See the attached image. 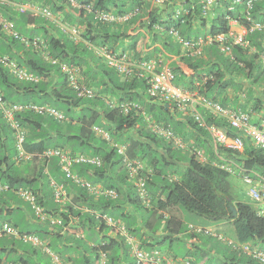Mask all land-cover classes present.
<instances>
[{"label":"trees","instance_id":"16d2710c","mask_svg":"<svg viewBox=\"0 0 264 264\" xmlns=\"http://www.w3.org/2000/svg\"><path fill=\"white\" fill-rule=\"evenodd\" d=\"M76 1L79 3L78 7L75 6L76 9L68 6L72 3L71 0H67L68 3L66 0H43V3L54 11L64 9V4L67 3L69 9L73 10L80 20V26L83 27L81 31L83 39L90 44L103 46L118 40L122 34L107 33L104 31V27H108L109 24L113 26L119 22H98L94 13L87 11L83 6L89 4L93 9L114 11L115 14L119 15L133 12L135 7L138 8L139 3L138 0H135L128 6L125 4V0ZM195 2L197 3V0ZM239 3L244 6L243 2ZM241 4L235 7L229 5L221 8V10L217 9V11H215L217 8L215 7L213 15L207 18L200 15L198 6L192 9L196 16L202 17L203 25L205 22L209 24L208 31L201 35L226 31L228 29L227 16L247 23L246 17H241L242 13L238 11ZM6 6L0 3V8H7ZM262 8H264V0L256 2L249 9L250 22L255 18L264 20V15L256 16L257 11ZM243 13L245 12L243 11ZM139 16L140 14L137 17ZM27 17V23L30 25L39 21L29 13ZM184 19V16L175 19L169 18L165 28H176L182 36L187 38L199 36L196 31L188 30L190 28L180 30V22ZM255 35L258 36L257 33ZM31 37L29 36L27 39L32 40ZM13 38L7 40L10 44L16 45L15 39L18 40V38ZM46 42L48 54L61 63L77 67L80 83L92 89L94 94L92 97L77 96L68 84L64 70L63 73H59L58 67L54 65L56 62L49 63L37 54L38 52L27 49L26 46L29 45L21 42L19 50L17 48L13 53L9 52V60L14 61L19 67H25L30 73L36 74L41 79L47 78L51 72L52 74L59 73L57 74L59 81L52 89H49L47 83L42 81L35 83L20 81L17 78L14 79V76L12 77L7 69L0 64V91L3 99L9 103L51 105L61 110L66 117V120L57 121L52 117L32 111L16 113L14 120L25 130L24 147L41 143L44 148H60L73 154L82 153L99 157L101 160L99 165L74 163L72 171L84 180L99 183L106 188H114L118 192V201L129 204L133 209L132 214L121 212L122 216L129 220L135 214L139 215L143 220V226L152 234L160 229L171 237L172 234L184 229L181 220L166 219L163 215V212L171 208H179L178 210L182 212L184 209L215 221L227 220L231 223L235 234V239L229 238L232 242L251 243L253 247L262 249L258 247L257 242H264V217L258 215L248 196L245 200H238L232 195L231 183L228 179L231 172L226 167L234 169L235 164L238 167L237 170L244 169L249 171L252 176L253 174L264 175L263 150L245 140L241 151L222 147L215 151L211 146L205 126L197 123L188 112L184 113L189 116L181 115L180 112L182 111L179 112L175 106L150 98L146 93L145 79L142 77L120 75L103 61L101 64L98 63V69L104 75L96 76L90 74L89 71L85 73L81 69L84 64L83 61L75 57V50L72 51L66 47L61 38L54 36L48 39L46 36ZM211 47L217 46L211 45ZM70 50L72 51L71 54ZM219 52L224 58L221 59L212 52L211 57H215V61L209 60V58L205 59L203 56L199 58L180 56L168 66V69L173 73V83L187 90L194 89L198 83L197 87L200 93L207 99L223 105L219 99L231 81L229 75L239 73L247 76L248 65L253 64L256 59H258L259 67L261 66L262 72H264V65L260 59L264 50L256 53L251 60H249L250 58L247 59V50L244 46L232 45L230 54H225L220 50ZM183 65H186L187 69L182 68ZM81 75L87 77L88 81L84 79L82 81ZM7 95L10 98H7ZM102 99H104L103 103L100 101ZM106 100H113V102L105 103ZM124 102H133L139 107L123 113L119 105ZM96 107L99 109L97 110ZM198 107L197 111L207 126L215 125L229 136L239 135L240 132L231 128L224 118L214 116L207 110L204 112L205 108L200 107L198 109ZM76 108L79 109L75 110ZM181 116L185 119H182ZM154 124L169 127L186 143L185 148L174 147L170 141L159 134H155L151 130V125ZM93 126L108 132L109 137L104 140L97 136L92 129ZM194 132H198L199 136ZM207 138L210 147L207 146ZM109 141H112V144L124 145L126 147L125 153L129 158L142 162L144 166L143 177L150 195L148 205L143 204L138 198L133 181L127 177L122 156L117 153L113 145H110ZM8 144L11 146L10 149H8ZM191 148H198L203 152V155L204 153L208 155L200 161L190 153ZM180 151H182V155H177V152L180 153ZM183 153H187L185 158ZM7 156L11 159L3 168L0 166V183L7 184L11 191L18 187L31 190L35 194L36 200L43 207L38 198V191L41 180L44 178L43 172L46 166L45 164L40 165L39 160L33 157L29 161L30 168L26 169H31L32 172L18 169L17 162H21V160H19L15 148V134L0 110V164ZM57 164L58 169L62 171L59 161ZM70 181L73 182L71 179ZM79 193L83 200H88L89 196H86V192L81 190ZM100 199L104 208L113 204L112 201ZM231 207L235 209V214H233ZM48 212L50 211L48 210ZM54 213L59 214L62 218L64 216L63 212L61 214L60 212ZM111 215L113 216V214ZM128 223L130 224L128 226L130 231H137L134 220ZM197 234L195 237L204 235L202 233ZM212 237L214 236H204L203 240L210 242ZM217 240L219 241V239ZM156 242L159 243V241ZM219 242L223 245L217 242L221 245L217 246L214 242L212 243L213 247L232 248L231 252L234 258H228V261L233 262L232 264H263L252 257L232 251H236L237 248L228 242ZM111 247V245L104 244L99 245L96 249L107 251ZM186 255L194 264H206L207 254L201 249L188 250Z\"/></svg>","mask_w":264,"mask_h":264},{"label":"crops","instance_id":"0c3cea01","mask_svg":"<svg viewBox=\"0 0 264 264\" xmlns=\"http://www.w3.org/2000/svg\"><path fill=\"white\" fill-rule=\"evenodd\" d=\"M133 1L135 0H125V4L130 6ZM195 1L196 0H165L156 3L154 0H138V8H134L135 11L133 10L134 13L129 18L121 20V22L119 21V24H114L113 26L109 24L108 27H104V31L107 33H122L118 40H115L113 43H107V47L116 51L122 50L131 52L133 58L137 60H146L157 57L161 61L162 66L171 65L180 56L187 57L183 54L179 42L165 30V27L167 26L166 21L169 18L175 19L184 16L185 19L180 22V30L190 28L188 30L192 32L196 31L197 35L207 32L209 24L205 22V25H203L201 21L202 17L196 16L192 11L196 6L199 7L198 3ZM67 3L64 4V9L59 11L51 10L45 3H43V0H10V3L6 6L7 8H0V25H2L0 27V64L7 69L9 73L12 72L10 67L5 63L3 64L1 58L8 57L10 51L13 53L17 48L19 50V44L21 41L17 42L16 45H12L9 40H7L8 38L5 36V33H12V35L14 32L19 33L18 31H15L17 29L13 28L14 25L18 27L17 24H19L18 28L29 30L28 35L32 36L31 38L38 37L40 39L38 46L29 45L26 46L27 49L33 52H38L37 54L49 63L56 62L54 65L58 67L59 73H63V64L66 63H61L48 54L46 36L48 39L57 36L62 39L66 44V47H69L72 51L75 50V57L81 59L84 63L81 68L83 72L86 73V71H89L90 74L96 76L104 75L98 69V63H103L96 53V47L100 44H90L83 39L81 35L83 27L80 26V20H78L76 13L68 7L72 6L71 8L76 9L75 6H79L78 1L73 0L68 6ZM238 4L241 3H233V0H219L215 6L217 8H214L215 11H217V9L221 10V8L229 5L235 7ZM243 7L244 6L241 4L239 8L240 10L238 11L239 13H242L241 17H246L245 13H243V11L245 12V10H243L245 8ZM41 8H48L51 12L50 17L42 16L39 13V9ZM28 13L34 18L39 19V21H36L35 24H28ZM112 13H114V11ZM139 14L141 17H137ZM263 15L264 8L257 11V17ZM4 21L9 22L11 25L9 27H4ZM250 23L263 24L264 20L255 18ZM247 24L248 22L244 23L243 20H239L238 23H231L230 28L235 35L241 34L244 32V26ZM73 27H76L79 31L77 38H73L71 35L70 30ZM255 33L258 34L257 37ZM29 36L26 35L24 37L27 38ZM245 39L246 43L244 47L247 50V59L250 58L249 60H251L256 53L264 50V34L260 30L256 29L253 32H248L245 35ZM209 47L211 46H206L204 48L203 58L205 57V59L209 58V60L215 61V57H211V54H213L212 50L208 51ZM72 51L70 50V54ZM249 65L247 67V76L239 73L229 75L231 76V81L221 93L219 100L224 106L230 108L236 113H247L251 124L262 125L264 124V72H262L263 69L261 66L259 67L260 64L258 59H256V61L250 66ZM182 68L187 69L186 65H183ZM20 69L26 72L27 77H18L12 72L13 76L17 77L20 81L32 83L42 81L47 83L49 89H52L54 85L58 84L59 79L57 74L59 73L52 74L51 72L47 78L41 79L37 77L36 74L30 73L23 66H20ZM29 75L32 76L31 79L28 77ZM83 79L88 81L87 77L81 75V80L84 81ZM100 101L103 103L104 99ZM110 101L113 102V100H106L105 103ZM96 108L97 110L99 109V107ZM199 108L200 106L198 109ZM78 109L79 108H76L75 110ZM205 111L206 109H204V112ZM180 114L189 116L184 112H180ZM182 119L185 118L182 117ZM92 129L97 136L104 140L107 139L104 137L103 133L106 131L102 128L93 126ZM194 133L199 136L198 132ZM208 135L209 133L207 132V136ZM62 137H65V135H62ZM207 140V146L209 145L210 147L209 139L207 138ZM109 142L110 145H116L112 144V141ZM47 149L49 148H44L41 143L36 145H26L25 151L28 154V159L21 160V162L18 161L17 167L21 171L32 172L33 170L26 169L30 168L29 161H31L33 157H36L39 160L38 163L40 165L43 166L45 164L46 167L43 172L44 178L41 180L42 182L39 186L38 198L40 202H42L45 210H49L51 213H64L63 222L65 228L58 224H51L49 220H39L35 216L30 204L11 191L0 192V214L4 213L9 217V219H5L0 223V228L4 221H8L20 232H32L36 234L41 240L47 242L51 250L59 254L61 259L67 264H99V250L96 248H98L99 245L104 244L112 246L107 249L109 264H135L134 249L137 247L148 253L153 250H158V256H156L154 262L150 264H183L184 260L188 258L186 255L187 251H193L194 249H201L207 254V259L205 258L206 264L233 263L228 261L229 257L234 258V255L231 252L232 248L220 249V247H213L212 241L206 242L203 240L204 236L210 235H200L195 237V235L198 234L189 228V224L185 226V223L182 221L183 212L179 210L180 215H175L173 213L179 208H171L163 212V215L166 219L175 218L181 220L184 229L180 230L178 233L172 234L171 237L168 233H164L160 229L152 234L143 226V220L139 215L135 214L129 220L122 216V213L132 214L133 209L129 204H123L118 201V197L107 199L103 194L106 187L99 183L91 182L93 184V189L86 190L74 182H71L70 179L58 169V158L56 156L46 157L44 155V152ZM207 155V153H204V158H206ZM10 159L11 158L7 156L0 166L3 168ZM235 167L234 164V169L232 168L231 175L240 174V171L235 169ZM54 183L63 186L66 193L64 203H57L53 200L52 184ZM81 190L86 192L87 197L89 196L88 200H83V197H81L79 193ZM100 198H103L102 200L104 201H112L113 204L108 208H104ZM98 214H107L111 216L116 223L112 224L100 221L97 218ZM111 214H113V216ZM131 220H134V225L137 227V231L135 232L128 229V226L130 225L128 222ZM218 221L220 224L219 229H217V226L205 228H208L213 232L217 231L221 233L224 227L232 228L229 221ZM19 223L31 226V230H21L18 225ZM86 231H88L89 234L97 233L99 241H87V243H84V239H87ZM223 234L227 238L235 239V234ZM3 238L6 239V241L0 244V264H44V262L41 263L38 258V255L40 254L47 257L48 264H52L49 253L45 252L42 248H34L13 235H0V240ZM156 241H159V243ZM176 243H180L182 250L178 251L175 247ZM220 243L221 242H219V244ZM232 251L242 253L238 250ZM10 253L18 255L17 262L9 260ZM244 255L249 256L247 254Z\"/></svg>","mask_w":264,"mask_h":264},{"label":"built area","instance_id":"2783aa9c","mask_svg":"<svg viewBox=\"0 0 264 264\" xmlns=\"http://www.w3.org/2000/svg\"><path fill=\"white\" fill-rule=\"evenodd\" d=\"M73 1V0H71ZM156 3L163 2L165 0H154ZM258 1L261 0H233V3L243 2L245 6V15L248 24L244 26V32L241 34H234L230 28L231 23H238L239 21L227 16L228 29L224 32H218L215 34L199 35L196 37H184L180 34V31L176 28L165 29L170 33L176 41L179 42L183 54L190 58H199L204 55V48L206 46L216 45L219 50L225 54H230L231 46H244L246 43L245 35L248 32H253L258 29L264 34V23L253 24L250 23L249 9ZM217 0H197L199 4L200 15L204 18L213 15V10ZM1 4L8 5L10 0H0ZM87 11L93 12L94 17L98 22L111 23L119 22L121 20L129 18L134 12L127 14H114L109 10L93 9L91 5L83 6ZM40 14L45 17H50L51 12L48 8H41ZM37 12V11H36ZM11 24L7 21L3 22L4 27H9ZM73 38H77L79 31L76 27L71 30ZM14 37L19 38L21 42L26 45L38 46L40 43L39 38L35 37L29 40L23 36H20L17 32L13 33ZM97 55L102 58L108 65L114 68L120 75L125 77H131L136 75L145 79L146 93L150 98L159 102L172 103L178 111L188 112L191 117L201 125L205 126L209 133L210 143L212 148L217 151L220 148H227L231 150L241 151L244 147V141H250L255 147L264 151V124L254 125L249 122V115L247 113H236L230 108L221 105L217 101L207 99L202 93L198 91V83L192 90H187L180 86H176L173 83V73L166 66L161 65L159 58H150L146 60H137L133 58V54L127 51H114L108 49L105 46L96 47ZM261 62L264 65V54L260 56ZM1 60L10 67L11 71L18 77H27L20 67L14 62L9 60L8 57H2ZM63 70L67 75V81L70 87L76 92L77 96L92 97L93 91L81 84L79 81L78 68L72 65L63 64ZM30 79L32 76H28ZM203 107L214 116L222 117L226 120L231 128L237 129L240 133L236 136H229L227 133L217 128L215 125L207 126L204 123V119L197 111V107ZM136 104L127 102L120 104L122 112L126 113L132 108H136ZM0 110L3 117L7 120L10 127L15 134V148L19 160L28 159V154L25 151L24 140L25 130L14 120V115L23 111H32L38 114H43L52 117L57 121L64 120V114L49 105L42 104H18L6 102L0 91ZM152 130L170 141L175 146L185 147L183 141L176 136V134L169 128L162 125H151ZM104 137L108 138V133L103 132ZM116 151L122 156L124 166L126 168V174L129 180L133 181L136 187L138 198L143 204L148 205L150 203V195L146 189V182L143 177L144 166L141 161L137 159L129 158L126 153V147L124 145H116ZM190 153L196 158L202 157V152L198 148H191ZM46 157L56 156L59 161V165L63 173L69 177L75 184L86 190H92L93 184L87 180H84L76 173L72 171V165L74 163H87L97 166L101 163V160L97 156H91L82 153H71L60 148L47 149L44 152ZM222 167H224L222 165ZM228 171L230 167H226ZM242 180L247 185V195L253 202L258 215L264 217V175H257V179L251 176V173L242 169ZM171 178V177H170ZM10 190L7 184L0 183V191ZM14 193L25 199L31 206L35 216L39 220H49L51 224H58L65 228L63 218L56 213H51L45 210L39 202L36 200L35 194L24 187H18L13 190ZM103 194L107 199H114L118 197V192L114 188H105ZM53 199L57 203H64L66 193L61 184H52ZM97 218L115 224L114 219L107 214H98ZM189 228L194 232L202 233L204 235H212L218 238L220 241L228 242L233 245L237 250L243 253L249 254L264 264V251L251 248L248 243L232 242L229 238L223 236L221 233L213 232L212 230L193 226L189 224ZM8 234L18 237L25 243H28L34 248H42L45 252L49 253L52 264H67L61 259L59 254L51 250L50 246L44 240H41L39 236L32 232H20L14 225L8 221H4L0 228V235ZM99 264H108L107 251L99 250ZM158 256V250H153L148 253L141 248L134 249V262L135 264H150L154 262L155 257ZM183 264H194L189 258H186Z\"/></svg>","mask_w":264,"mask_h":264},{"label":"rangeland","instance_id":"374dc122","mask_svg":"<svg viewBox=\"0 0 264 264\" xmlns=\"http://www.w3.org/2000/svg\"><path fill=\"white\" fill-rule=\"evenodd\" d=\"M18 27H19V24H17ZM16 25H14V29H17L15 31H18L19 32V35H23L24 36H29V30H25V28H18ZM38 31V30H36ZM6 32V31H5ZM20 35V36H21ZM5 36L8 38V39H12L14 37V35H12V33H5ZM14 39V38H13ZM17 42L21 41L19 38L18 40L15 39ZM219 56L221 59H223L224 57H222V54L219 52V49L217 47H209L208 51H211ZM211 53V52H210ZM12 77H13V74L12 72L9 73ZM14 79H16L17 77H13ZM11 95V94H10ZM7 98H10L9 95H7ZM56 106V104H55ZM11 146L8 144V149H10ZM13 152V151H12ZM182 151L177 152V155H182L181 154ZM184 155V158H185V155H187V153H183ZM229 181L231 183V193L232 195L238 199V200H245L246 199V192H247V185L244 183V181L242 180V176H241V173L238 175V174H232L229 176ZM11 191V190H10ZM12 193L13 190L11 191ZM16 194V193H15ZM19 196V195H18ZM20 197V196H19ZM22 198V197H20ZM23 199V198H22ZM25 200V199H24ZM26 201V200H25ZM175 215H180V211L177 209L175 212H173ZM5 219H9L8 215L6 216L4 213L0 214V223L5 220ZM182 221L185 223V226L188 225V224H191L193 226H199V227H210V226H217V229L220 228V224H219V221L218 220H212V219H208V218H205V217H201L195 213H192V212H188V211H185L183 209V214H182ZM19 228L23 231L25 230H31V226H26L27 224H22V223H19ZM219 225V226H218ZM87 234V239H84V243H87V241H92V242H98L99 241V237H98V234L96 233H88V231L85 232ZM222 233H230V235H233L234 234V231L231 227H224V229L222 230ZM95 237V238H94ZM4 241H6V239H1L0 240V244L3 243ZM211 241L214 243L215 242V245L217 246H221L219 245V241L216 239V238H212ZM218 242V243H217ZM257 245L258 247L264 249V242H257ZM175 247L178 249V251L182 250V246L180 245V243H176L175 244ZM1 256V254H0ZM38 258L40 259L41 263L44 262V264H48L47 262V257L45 255H38ZM9 260H14L15 262L18 261V255H15L14 253H10L9 255Z\"/></svg>","mask_w":264,"mask_h":264},{"label":"clouds","instance_id":"9594fccd","mask_svg":"<svg viewBox=\"0 0 264 264\" xmlns=\"http://www.w3.org/2000/svg\"><path fill=\"white\" fill-rule=\"evenodd\" d=\"M167 29V28H166ZM26 38V37H25ZM33 38H35V37H33ZM38 38V37H37ZM40 40V39H39ZM98 46H103V45H98ZM105 47H107V46H105ZM108 49H110L109 47H107ZM113 50V49H112ZM114 51H116V50H114ZM120 51H122V50H120ZM116 52H118V51H116ZM155 58V57H154ZM101 60L104 62V63H106L102 58H101ZM107 64V63H106ZM108 65V64H107ZM109 67H111L110 65H108ZM166 67H168V66H166ZM112 68V67H111ZM113 70H114V68H112ZM115 71V70H114ZM117 72V71H116ZM124 103H127V102H124ZM133 103V102H132ZM162 103V102H161ZM167 104L169 103V102H166ZM121 104H123V103H121ZM135 104V103H134ZM169 104H171L172 106H174L172 103H169ZM49 106H51V105H49ZM120 106V105H119ZM137 107L136 108H132V109H137L139 106L138 105H136ZM53 107V106H52ZM54 108H56V107H54ZM56 109H58V108H56ZM59 110V109H58ZM61 111V110H60ZM122 111V110H121ZM130 111V110H129ZM128 111V112H129ZM62 112V111H61ZM180 112V111H179ZM63 113V112H62ZM124 113V112H123ZM127 113V112H126ZM190 115V114H189ZM191 116V115H190ZM50 117V116H49ZM65 117V116H64ZM64 120H65V118H64ZM199 124H201V123H199ZM151 130H152V127H151ZM153 131V130H152ZM154 132V131H153ZM155 134H157V133H155ZM177 136V135H176ZM179 137V136H178ZM180 138V137H179ZM181 139V138H180ZM182 140V139H181ZM183 141V140H182ZM183 143H184V145L186 146V144H185V142L183 141ZM116 145H118V144H116ZM115 145V146H116ZM120 145V144H119ZM173 145V144H172ZM114 146V147H115ZM174 147H175V145H173ZM179 148H181V147H179ZM183 148H185V147H182V149ZM49 149H51V148H49ZM202 152V151H201ZM198 160H200V161H202V160H204V155H203V152H202V157L201 158H197ZM235 169H238V167L236 166L235 167ZM239 171H240V173H242V169H239ZM230 172H232V168H231V170H230ZM251 176H252V174H251ZM252 177H254L255 179H257V174H253V176ZM246 195H247V192H246ZM248 196V195H247ZM249 200H250V198H249ZM251 201V200H250ZM252 202V201H251ZM253 203V202H252ZM214 232H217V231H214ZM217 233H221V232H217ZM221 234H223V233H221ZM210 236H212V235H210ZM223 236H225L224 234H223ZM215 237V236H214ZM226 237V236H225ZM216 238V237H215ZM216 239H218V238H216ZM220 241V240H219ZM249 245H250V247L251 248H255V249H258V250H262V249H259V248H257V247H253L252 245H251V243H248ZM143 250V249H142ZM262 251H264V250H262ZM242 252V251H241ZM243 253V252H242ZM243 254H246V253H243ZM247 255H249V254H247ZM249 256H251V255H249ZM252 257V256H251ZM252 258H254V257H252ZM254 259H256V258H254ZM257 260V259H256ZM259 261V260H258ZM260 262V261H259ZM262 263V262H261Z\"/></svg>","mask_w":264,"mask_h":264},{"label":"water","instance_id":"95a60500","mask_svg":"<svg viewBox=\"0 0 264 264\" xmlns=\"http://www.w3.org/2000/svg\"><path fill=\"white\" fill-rule=\"evenodd\" d=\"M231 208H232V210H233V214H235V213H236L235 209H234L233 207H231Z\"/></svg>","mask_w":264,"mask_h":264}]
</instances>
